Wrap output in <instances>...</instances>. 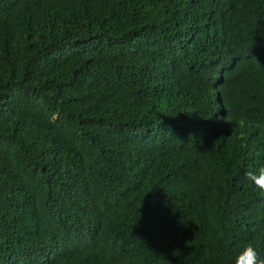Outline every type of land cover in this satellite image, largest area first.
Returning <instances> with one entry per match:
<instances>
[{
	"label": "trees",
	"instance_id": "trees-1",
	"mask_svg": "<svg viewBox=\"0 0 264 264\" xmlns=\"http://www.w3.org/2000/svg\"><path fill=\"white\" fill-rule=\"evenodd\" d=\"M264 0H0V264L264 258Z\"/></svg>",
	"mask_w": 264,
	"mask_h": 264
},
{
	"label": "clouds",
	"instance_id": "clouds-1",
	"mask_svg": "<svg viewBox=\"0 0 264 264\" xmlns=\"http://www.w3.org/2000/svg\"><path fill=\"white\" fill-rule=\"evenodd\" d=\"M245 180L253 191L264 197V167L247 171ZM234 264H264V258L260 257L253 243H248L236 255Z\"/></svg>",
	"mask_w": 264,
	"mask_h": 264
}]
</instances>
